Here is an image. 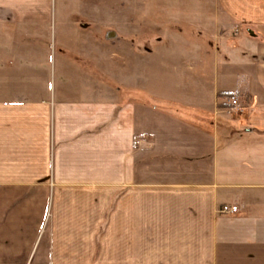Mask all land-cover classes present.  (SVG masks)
<instances>
[{
    "label": "crops",
    "instance_id": "crops-1",
    "mask_svg": "<svg viewBox=\"0 0 264 264\" xmlns=\"http://www.w3.org/2000/svg\"><path fill=\"white\" fill-rule=\"evenodd\" d=\"M214 1L159 86L143 39L0 0V264H264V0Z\"/></svg>",
    "mask_w": 264,
    "mask_h": 264
},
{
    "label": "rangeland",
    "instance_id": "rangeland-1",
    "mask_svg": "<svg viewBox=\"0 0 264 264\" xmlns=\"http://www.w3.org/2000/svg\"><path fill=\"white\" fill-rule=\"evenodd\" d=\"M49 6L50 22L57 25L71 24L72 29L65 26L68 29L59 31L58 37L76 46L77 43L96 40V35L102 32L101 25L116 33V44L126 34L133 47L136 40L140 42L143 39L144 48H153L145 69L148 68L150 73L160 72L154 77L159 86H180L181 79L174 75L173 63L179 59L181 67L187 68L186 64L192 55L187 45L191 39H200L199 25L205 19L217 21L220 18L215 13L217 9L214 0H49ZM138 29L140 30L135 36ZM238 30L239 27L235 25L229 31L234 34ZM222 32L217 27L214 30L216 36H221ZM177 44L187 51L179 54L172 52ZM119 55L117 53L113 60H118ZM113 60L111 66L115 67ZM191 62L193 70L198 68L200 61ZM136 65L133 62V68L130 67L129 70L134 73ZM190 80L194 82V79Z\"/></svg>",
    "mask_w": 264,
    "mask_h": 264
},
{
    "label": "built area",
    "instance_id": "built-area-1",
    "mask_svg": "<svg viewBox=\"0 0 264 264\" xmlns=\"http://www.w3.org/2000/svg\"><path fill=\"white\" fill-rule=\"evenodd\" d=\"M218 99H219L218 104L228 114L239 112L242 109V105L238 93H231L229 95L222 94L219 96ZM219 211L223 213L235 212L237 211V206L224 204L219 208Z\"/></svg>",
    "mask_w": 264,
    "mask_h": 264
}]
</instances>
